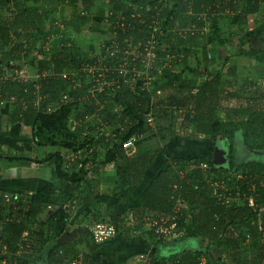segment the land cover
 Wrapping results in <instances>:
<instances>
[{"label": "trees", "instance_id": "trees-1", "mask_svg": "<svg viewBox=\"0 0 264 264\" xmlns=\"http://www.w3.org/2000/svg\"><path fill=\"white\" fill-rule=\"evenodd\" d=\"M65 7L72 9L69 18L62 16ZM224 11L232 13L233 17L222 14ZM258 13L264 19L262 0H0V105L3 103L2 106L10 108L7 120L11 125L30 128L34 145L50 148L44 158L34 161L52 162L63 190L57 197L55 189L50 186L30 197L14 195L16 205L22 210L18 218L15 216L12 222L1 226L0 245L7 244L13 250L29 226L37 228L33 231L34 249L35 246H44L50 237H62L70 218L74 195H82L83 189L91 186L92 179L99 177L108 165H114L132 150L134 156L127 160L126 166L116 168L112 194L116 201L110 200V203L119 206L118 199L121 203H131L126 195L134 184L143 185L139 202L121 215L116 211L115 217L109 221L120 233H124V221L128 218L129 224L134 225L133 233L134 230H141L142 218L146 214L155 217L170 215L179 206L183 207L184 214L178 220L179 226L185 225L184 221L188 219L189 230L182 237L156 243L165 245L196 239L206 241L207 245L168 256L157 255L156 247L149 256V264H199L202 258L208 264L213 261L220 264L264 263V163L255 158L249 159L252 155L264 156V92L260 98L249 96L244 103L237 104L238 118L220 121L215 117L216 110L229 109L238 94L236 90L244 89L246 85L237 82L235 67L226 69L223 65L212 74L209 71V64L215 58L213 47L225 45L228 41V22L236 17L237 28L241 30L247 25V16ZM118 16L123 18L122 26L116 23ZM206 25L207 32L200 36L186 31L194 28L201 30ZM261 25L262 28L246 35L263 36L264 21ZM81 30L93 36L94 45L90 43L84 49L82 41L77 40ZM151 35L156 36L155 52L158 57L172 56L170 68L156 76L151 92L141 91L140 82L135 88L122 82L119 89L113 88L102 94L86 93L90 86L79 71L96 62L98 43L109 45L112 40L123 46L125 41L126 44L136 45L144 43ZM202 40H205L203 44ZM46 43L49 49H45ZM262 48L253 47L239 54L249 59L251 65L254 62V67L259 69L264 64V46ZM208 53L211 55L209 60ZM191 58L197 61L194 69ZM25 66L36 68L41 76L36 81L39 92H36L34 83L22 84L14 79V71ZM259 71L264 78V69ZM43 73L47 75L42 78ZM165 89L182 97L153 99L154 93ZM39 94L46 99L36 107L34 104ZM68 94L72 97L60 102L61 97ZM154 101L159 103L158 110L154 108ZM46 105H54L56 109L50 114L44 113ZM115 107L122 110V117L114 112ZM148 113L153 116V124L155 120L170 124L181 117L180 127L190 128L199 137L210 139L209 153L198 158L163 155L161 148L159 150L151 144L153 134L148 136L152 129L144 118ZM94 114L111 129L125 121V133L112 146L102 141L98 152L82 157L78 171L65 172L61 151H77L83 146L85 149L92 142L91 135L84 136L87 126L83 124V118L84 115ZM73 121L81 122L74 126ZM136 134L142 138L132 148L123 149L122 144ZM218 140H223L228 150V163L223 170H214L212 166L214 145ZM239 147L244 149V153H249L248 158L234 163L233 153ZM7 159L26 158L10 156ZM203 164L208 166L206 170L201 168ZM229 174H237V177L232 179ZM238 176H241L239 181ZM210 179L223 181L229 188L239 186L240 194L246 196L249 193L243 186L247 182L254 183L253 204L236 201L229 206L218 204L213 188L208 185ZM87 203L93 207L99 203V198L93 197ZM48 206L57 209L41 223L42 214ZM11 207L12 204L6 209L0 199V217L4 210L8 216ZM195 211H198L197 214H193ZM258 218L263 221L261 232L252 224ZM239 225L247 229L244 236L234 233V228ZM81 232H75L81 235L76 244L87 249L83 261L88 264L91 246ZM59 248L64 252L62 259L55 257ZM247 251L251 253L249 259ZM77 253L72 247L54 245L42 261L46 264H67L66 260Z\"/></svg>", "mask_w": 264, "mask_h": 264}, {"label": "built area", "instance_id": "built-area-1", "mask_svg": "<svg viewBox=\"0 0 264 264\" xmlns=\"http://www.w3.org/2000/svg\"><path fill=\"white\" fill-rule=\"evenodd\" d=\"M264 1V0H262ZM66 2V1H65ZM116 23H119L122 26L123 18L117 17ZM138 21V20H137ZM154 21V19H153ZM152 21V23H154ZM139 22V21H138ZM151 27V26H150ZM208 26L206 25L201 30L199 29H189L186 30L190 34L198 33L202 35L207 32ZM155 35H151L144 43H137L132 45L130 43L125 45H119L114 43L111 40L109 45L104 42H100L97 45V53L95 54L96 62L91 64L88 67L80 69L79 73L85 76V82L90 86L89 90L86 92L89 95L94 93L102 94L105 91H110L113 88L119 89L120 83L126 82L134 88L137 86L138 82L141 83L140 90L151 92L152 87L155 85L156 76L163 72L166 69L170 68V62L172 56L158 57V54L155 52L156 43ZM110 42V41H108ZM45 49H49V44H45ZM211 58L210 53L207 55V59ZM34 67L25 66L24 68L17 69L14 71V79L19 81L22 84L31 82L35 84L36 92H39L40 87L36 83L37 80L41 79V76L38 75L37 71L33 74V77L28 76V69ZM78 74V73H77ZM47 74L43 73L42 78ZM255 76V78H254ZM241 75L237 73V82L246 85V91L250 93L251 98H260L261 93L264 92V78L258 77L256 75H250V73L245 74L243 80H241ZM252 77V79H251ZM78 86V85H74ZM248 87V88H247ZM160 91H157L154 94H157ZM153 94V99L154 98ZM71 95H65L61 97L60 102H66L70 99ZM43 99H46L41 94L37 95L35 100V106L39 107V102ZM3 104V103H2ZM1 104V105H2ZM103 107V105H101ZM56 107L54 105H46L44 113H52ZM114 112L118 114L119 117L123 116V112L120 108L115 107ZM97 114V112H96ZM96 114L93 115H84L83 124L86 125L87 131L85 135H91L92 142L87 144V147L83 150L74 151L73 149H63L62 157L65 161L74 162L77 160L80 162V159L85 158L89 153L98 152V146L104 141L105 143H110L109 146L117 143L119 137L124 134V129L126 128V122L123 121L122 124H119L114 129H111L107 126V123L102 122L98 119ZM146 124L149 127H153V116L151 113H148L144 116ZM79 122L73 121L74 126H78ZM142 136L134 135L130 140L122 144L123 149H130L138 142ZM203 170H206L208 166L206 164L201 165ZM180 177H183V174L180 173ZM241 179V176H238L237 180ZM223 181L219 180H208V185L211 186L214 190V197L218 204L222 206H229L234 201L248 203L249 205L253 204V197L255 195V184L248 182L245 185L246 191L249 195L240 194V189L238 187L229 188ZM14 198H6L5 202L13 205V217H7L4 221H0V229L4 222H12L17 217L19 213V208L14 206ZM181 203H184L181 201ZM52 207H47V210L52 211ZM183 207L177 206L174 212L170 215H161L158 217L151 216L146 214L142 218V226L140 228H146L149 233L155 238L156 241L159 240H171L182 237L187 230H189L190 221L185 219L183 226H179L178 220L183 218ZM18 218V217H17ZM252 224L258 229L259 232L262 231L263 221L258 218L256 221H253ZM118 229L110 221L102 220L94 222L90 225L84 227L83 234L89 241V246H102L110 242L116 235ZM67 235L66 231L64 235ZM62 236V237H63ZM53 239V244H47L45 242L44 246L39 247L35 246L34 237L26 232L23 237L15 243L13 250L9 248L7 244L0 245V264H46L44 260L47 251L51 249L54 245L59 247L65 246L58 245V241L62 238ZM34 243V244H33ZM33 246V247H32ZM64 252L59 248L56 252V259H62ZM84 253L78 252L74 257L66 260L67 264H86L84 263ZM149 256L142 263L137 262L136 264H149ZM89 264V263H88ZM135 264V263H134ZM199 264H208L205 258L200 259ZM264 264V263H262Z\"/></svg>", "mask_w": 264, "mask_h": 264}, {"label": "rangeland", "instance_id": "rangeland-1", "mask_svg": "<svg viewBox=\"0 0 264 264\" xmlns=\"http://www.w3.org/2000/svg\"><path fill=\"white\" fill-rule=\"evenodd\" d=\"M64 13H63V17L64 18H69L71 16V8L69 7H65L64 8ZM227 12V11H226ZM226 12H223L226 14ZM237 18L234 17L232 18L229 22H228V31H229V35H228V41L225 45L222 44H217L213 47L212 52L214 54V60L209 64V71L210 74L213 73V71H217L219 70L223 65H225V68H231V67H235L237 73L239 75H241V80H243V77H245V74L250 73V75H256V79H258V77L260 76V72L259 69H264V64L260 65L259 69L254 67V64L252 63V65L250 64V60L247 59L246 57L244 58L243 56H241L239 54L240 51H249L251 48L256 47L257 49L263 50V46H264V35L263 36H253V35H249L247 36L246 34L252 32L253 30H256L257 28L260 29L263 26L261 25L264 21V19H262V16L260 13L256 14L254 17L248 15L247 16V25L242 28L241 30H239L237 28V24L236 21ZM93 36L91 35H87V33H85L83 30H81L78 33V41H82L81 45L84 46V49L87 48V46L92 43L91 45H94L95 43V39L91 40ZM205 41V40H204ZM203 40L201 41V44H203L204 42ZM86 47V48H85ZM196 62L194 59H190V63H191V67L194 69L196 67ZM171 65V64H170ZM28 76L31 78L33 77V74L36 73V68H29L28 69ZM212 72V73H211ZM210 74L208 75V79H210ZM194 76V75H193ZM193 78V77H191ZM255 78V76H254ZM202 77L200 78L199 81H201ZM252 79V77H251ZM203 81V80H202ZM248 88V87H247ZM244 90V91H243ZM236 92L238 94L235 95V98L233 99L232 105L231 107H229V109H224V108H218L215 112V117L223 122H227L230 120H234L235 118H238L237 116V112L238 107L237 104H242L244 103V100L250 96V93L248 91H246V88H240V90H236ZM168 96L170 97H175V98H179L182 97L181 94L177 93V92H173L169 89H165L162 90L160 92H158L157 94H154V98L155 99H163L168 98ZM155 104V109L158 110L157 106H158V102L154 101ZM188 104V103H187ZM189 104L194 105V103L189 102ZM242 106V105H241ZM191 110V109H190ZM174 112V111H173ZM173 114H175L176 116L178 115V113L174 112ZM181 120V117H178V119H174L170 124L166 123L164 120H155L153 127H151L152 129L149 131L148 136L153 134L152 137H154V139H152L151 144H153L155 148H161V150L163 151L162 154L164 155H174V156H179V157H186V158H198L202 155H207L209 153V145H210V139L206 138V137H202V136H198L196 135L192 129L190 128H182L180 127L178 124ZM177 124V125H176ZM183 126V125H182ZM237 145V144H236ZM42 146V145H41ZM46 147V150H44L45 156L47 155V153L49 152V150L47 149L48 146L43 145ZM240 146V144L238 145ZM84 148V146H83ZM83 148H79V149H83ZM244 149L240 148L237 150V152H234L233 155L234 156H238V157H242L244 154ZM133 151H129L128 155L121 158L120 160H118L114 165L110 164L111 166H107L105 168V172L104 173V177L100 178L96 184H98V186L95 187V189H97L98 193V198H100V200L102 201L101 203H103L102 207L107 208L108 206L111 205L110 200H112L113 202L116 201L112 198V194H113V187H114V181H115V171L117 167H125L126 166V162L127 160L131 159L133 157ZM101 158H103V156H101ZM257 159L261 162L264 163V156H253L249 157V159ZM45 173H47V169H43ZM42 170V171H43ZM237 174H229V177L232 179H235V177ZM143 185H136L135 184L129 188V191L127 192V197H129L131 199V203L129 202H122L121 200H119V206H117V210H115V208H112V213L118 211L121 212L124 208L128 207L130 204L131 205H136L139 201L140 198V189H142ZM10 196H8L7 198H9ZM108 206H107V205ZM97 205V204H96ZM96 205H94L92 207V211L91 213H96ZM122 208V209H120ZM110 210L108 209V212ZM84 212V210H83ZM111 212L108 213L107 215L104 216H98L95 217L93 214V218L89 217L87 222L85 223V225H90L94 222L97 221H102V220H106L109 221L110 217H114L113 215H111ZM198 211H195L193 214H197ZM128 218L125 219V229L126 231L124 233H120L119 231H117L115 237L111 240V241H115V242H120L123 240L124 241H128L131 242V244H134L135 246V250L136 253L133 260L137 261L139 263H142L144 260H146V258L148 257L149 254H151V251L153 248H156L157 251V255H166L165 253L168 252L169 248H182V247H186L188 246V243L190 241H193V239H187L186 241H179V243H172V244H165V245H159L156 243V240L151 236V234L149 233V231L146 228H141L138 230H134V232L132 233L131 230H133L134 225H130L129 224V220H127ZM3 220V219H2ZM136 223L138 224V221L136 220ZM84 225V227H85ZM252 225V224H251ZM253 226V225H252ZM84 227H82V230H84ZM133 227V228H132ZM33 229H36L35 227H33ZM37 230V229H36ZM65 231H67L68 233H71L73 230L71 229V225L67 228H65ZM33 232V230L29 231V233L31 234ZM247 232V229L244 228V226H236V228H234V233L238 236H244ZM187 233V232H185ZM50 236V235H49ZM81 237V236H79ZM190 240V241H189ZM53 244V239L50 237L49 240H47V244ZM73 243V242H72ZM72 243H68L66 246L69 247L71 246L72 248H74L77 252L80 253H85L86 252V248L84 245H78L76 246L75 244ZM205 245H206V241H204ZM124 244H128V243H124ZM74 245V246H72ZM201 246L199 245V247H206V246ZM129 246H132L129 244ZM199 247H196L194 250H198ZM168 249V250H167ZM173 250V249H172ZM167 251V252H166ZM211 254V253H210ZM247 257L248 259L251 258V253L250 251H247ZM222 259L225 260L224 256H222ZM210 264H220L218 262H211ZM222 264V263H221Z\"/></svg>", "mask_w": 264, "mask_h": 264}, {"label": "crops", "instance_id": "crops-1", "mask_svg": "<svg viewBox=\"0 0 264 264\" xmlns=\"http://www.w3.org/2000/svg\"><path fill=\"white\" fill-rule=\"evenodd\" d=\"M222 14L225 13L222 12ZM226 15L232 16V13L226 12ZM250 16L254 17L252 14H250ZM9 111L10 108L8 106L0 105V154L2 155L0 157V199L2 200L5 208L7 209L11 205L10 203L5 202V199L8 196H10L9 198H13L14 195L15 196L26 195L30 197L32 196V194H34L35 192L41 190L46 186H50L55 189L56 191L55 197L61 196L60 193L63 192V190H62L61 182L55 174L54 164L52 162L37 163L34 161L45 157L44 150H46V147L36 146L33 144L31 138V130L29 127H23V126L20 127L18 125H11L7 120ZM47 149L50 151L49 147H47ZM62 154L63 151H61V156ZM10 156H17V157L23 156L26 159L9 161L7 158H9ZM45 168L48 171L47 173H45L43 170ZM79 169H80V162H78L77 160H75L74 162H70V161H66L65 159L63 165V170L65 172L74 173ZM104 173L106 174V172H103L99 177L92 179L91 186L89 188L83 189L85 191L83 192L82 195L77 193L74 195V199L72 201V205L70 208V212H71L70 218L66 226L68 228L71 225V229L73 230L72 232L74 233L72 232L69 233L71 234L70 236H72L73 238L67 241L66 245L72 242H73L72 244H76V241L79 239V236L81 235H78V233L75 232L81 230L82 231L81 233H83L82 227H84L89 217L92 218L94 216L101 217L107 215L112 211V207L108 206L107 204H106L108 206L107 208L102 207L103 203H101L102 201L100 200V198H99V203L96 205V209H95L96 213L94 212L95 214L91 213L92 207L87 203L93 197L96 196L98 197L97 195L98 191L97 189H95V187L98 186V184L95 185V183H97V181L100 178L104 177L103 176ZM245 185L243 186V188H245ZM238 188L240 189L241 187L238 186ZM13 202L15 204L14 206H17L20 212L22 209L18 205H16L15 197L13 199ZM134 206L135 205L130 204L128 207L124 208L121 212H119V214L121 215L123 212H125L126 209H128L129 207L134 208ZM11 208L13 209V207ZM52 208H53L52 211H55L54 209L57 207H52ZM113 208H115V210L118 209L117 206H113ZM12 209L8 216H6L5 213L6 210H4L2 216L0 217L1 222L4 221L7 217H10V215L14 214ZM108 209L110 210L109 212ZM49 212L50 210L47 209L45 210V212L42 214L43 219L45 218V216L48 215ZM111 215L115 217L116 213L111 212ZM111 218L112 217H110V219ZM5 223L6 222H4V224ZM36 229L33 228L31 229V227L29 226L27 232L29 233V231L31 230L34 231ZM66 233L68 234L67 231ZM30 235L33 236V232ZM186 240H181V241L183 242ZM124 243H128V244H124ZM174 243H179V242H174ZM129 244L132 246H129ZM168 244H172V243H168ZM199 245L204 246L205 245L204 241L193 239V241H190L188 243V246H186L185 248L184 247L177 249L169 248V250L167 249L168 252L166 251L167 253H165L166 255L163 254L162 255L168 256V255L180 253L183 250H189V249L194 250L196 247H199ZM134 253H136L135 246L134 244H131V242H128L127 240L124 242L123 240L120 242L110 241L99 247L92 246L89 249V254L91 259H89L88 263L89 264H134L135 263L136 264L137 261L133 260L135 256ZM148 256H150V254Z\"/></svg>", "mask_w": 264, "mask_h": 264}, {"label": "water", "instance_id": "water-1", "mask_svg": "<svg viewBox=\"0 0 264 264\" xmlns=\"http://www.w3.org/2000/svg\"><path fill=\"white\" fill-rule=\"evenodd\" d=\"M248 154L249 153L246 151L242 157L234 156V163L236 161L246 160L248 158ZM227 156H228V150H227L226 143L223 140H218L214 145L213 156H212V166H213L214 170H223L226 168V165L228 163ZM56 209L57 208H55L54 210H56ZM53 212L54 211H50L48 213V215L45 216V218L43 219V221L41 223L48 220V218L53 214ZM1 237H2V232L0 230V239H1ZM72 238H73L72 236H68L65 234L58 241V245H63L64 243L71 240Z\"/></svg>", "mask_w": 264, "mask_h": 264}, {"label": "flooded vegetation", "instance_id": "flooded-vegetation-1", "mask_svg": "<svg viewBox=\"0 0 264 264\" xmlns=\"http://www.w3.org/2000/svg\"><path fill=\"white\" fill-rule=\"evenodd\" d=\"M253 156H255V155H253Z\"/></svg>", "mask_w": 264, "mask_h": 264}]
</instances>
